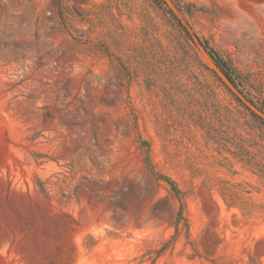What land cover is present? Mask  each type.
Here are the masks:
<instances>
[{"label": "rangeland", "instance_id": "obj_1", "mask_svg": "<svg viewBox=\"0 0 264 264\" xmlns=\"http://www.w3.org/2000/svg\"><path fill=\"white\" fill-rule=\"evenodd\" d=\"M264 0H0V264H264Z\"/></svg>", "mask_w": 264, "mask_h": 264}, {"label": "water", "instance_id": "obj_2", "mask_svg": "<svg viewBox=\"0 0 264 264\" xmlns=\"http://www.w3.org/2000/svg\"><path fill=\"white\" fill-rule=\"evenodd\" d=\"M211 65L223 82L256 114L264 117V111L259 108L252 100H250L225 72V70L214 60H211Z\"/></svg>", "mask_w": 264, "mask_h": 264}, {"label": "trees", "instance_id": "obj_3", "mask_svg": "<svg viewBox=\"0 0 264 264\" xmlns=\"http://www.w3.org/2000/svg\"><path fill=\"white\" fill-rule=\"evenodd\" d=\"M223 69H224V67L221 65V63L220 62H218V61H216ZM225 70V69H224ZM225 72H227V71H225ZM227 74L229 75V73L227 72ZM230 76V75H229ZM231 77V76H230ZM232 79V78H231Z\"/></svg>", "mask_w": 264, "mask_h": 264}]
</instances>
